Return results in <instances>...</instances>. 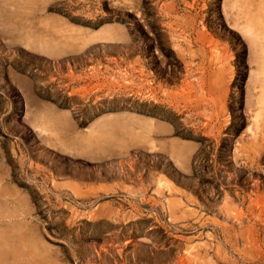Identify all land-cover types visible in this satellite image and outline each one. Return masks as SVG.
<instances>
[{
	"label": "rangeland",
	"instance_id": "1",
	"mask_svg": "<svg viewBox=\"0 0 264 264\" xmlns=\"http://www.w3.org/2000/svg\"><path fill=\"white\" fill-rule=\"evenodd\" d=\"M0 264H264V0H0Z\"/></svg>",
	"mask_w": 264,
	"mask_h": 264
}]
</instances>
